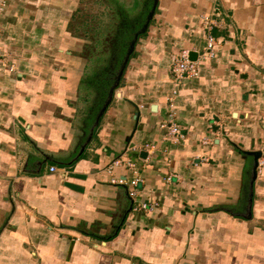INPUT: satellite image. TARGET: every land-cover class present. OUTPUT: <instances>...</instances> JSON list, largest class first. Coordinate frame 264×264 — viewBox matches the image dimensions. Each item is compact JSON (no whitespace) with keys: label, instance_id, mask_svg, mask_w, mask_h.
I'll return each instance as SVG.
<instances>
[{"label":"crops","instance_id":"obj_1","mask_svg":"<svg viewBox=\"0 0 264 264\" xmlns=\"http://www.w3.org/2000/svg\"><path fill=\"white\" fill-rule=\"evenodd\" d=\"M82 1L0 0V264H264V0H157L88 140L117 55L83 54Z\"/></svg>","mask_w":264,"mask_h":264},{"label":"rangeland","instance_id":"obj_2","mask_svg":"<svg viewBox=\"0 0 264 264\" xmlns=\"http://www.w3.org/2000/svg\"><path fill=\"white\" fill-rule=\"evenodd\" d=\"M111 6L107 4H102L97 0H83L81 6H79L78 14L80 21H85V25L82 28L85 32L84 38L87 41L86 47L83 48V54H86L87 58L94 57L91 62L92 66L95 64V59L101 56H110L111 52L106 51V39L108 36L113 37L120 31H117L122 21L117 18V10H111ZM130 10V6L126 7ZM134 10H131V13ZM80 15V16H79ZM133 31V28H130ZM129 33V34H130ZM127 34V38L129 36ZM112 39V38H111ZM95 41L99 44L97 48L95 46ZM105 42V44H103ZM112 63H109V66L112 65V70H115L116 61L111 59ZM172 62V60H171ZM89 65V62H87ZM171 68V66H170ZM174 78V77H173Z\"/></svg>","mask_w":264,"mask_h":264},{"label":"built area","instance_id":"obj_3","mask_svg":"<svg viewBox=\"0 0 264 264\" xmlns=\"http://www.w3.org/2000/svg\"><path fill=\"white\" fill-rule=\"evenodd\" d=\"M225 15V12L221 8V5L214 6L212 10L206 14L201 15V23L204 27V30L208 33L207 38V46L206 51L207 54L212 56V49L214 48L215 38L210 34L212 29L219 28L222 24V15ZM211 52V53H210ZM188 50H181L178 52L173 58L171 62V74L176 80H181L183 78H190L194 77L198 74V67L196 65V60H191L188 58ZM171 116V115H170ZM171 122V120H169ZM162 127L166 130L165 135H174L178 134L180 138L183 137V134H181L180 130L177 126L173 125V123H169V125L165 124V122L162 124ZM119 162L115 161V163ZM122 162V160H121ZM125 164L129 167H132V173L134 174V177L129 181L128 184L132 186L131 193H136L135 185L139 182H142V176L140 175V172L136 170L133 166V164L127 159L124 161ZM49 170L51 172L56 171L55 166H50ZM170 178V177H169ZM112 182H115V180H112ZM117 182V181H116ZM118 182H122L121 180H118ZM151 208V205L146 203H141L134 207V210H140V211H148Z\"/></svg>","mask_w":264,"mask_h":264},{"label":"water","instance_id":"obj_4","mask_svg":"<svg viewBox=\"0 0 264 264\" xmlns=\"http://www.w3.org/2000/svg\"><path fill=\"white\" fill-rule=\"evenodd\" d=\"M156 6H157V0H151L149 8L145 11V15L143 16V18L139 22L140 23L139 26H137L129 34V36L126 40L125 48H124V51L121 55V58L119 59L115 70L113 71V73L110 76V80L108 83V88H107L104 100L102 101L100 107L96 111V114L94 117V122L88 131L87 140L91 137L93 130H94V127L97 125L99 117L102 115L104 109L111 102V100L114 96V91L121 84V79H122L125 67L129 61L131 54L134 51L135 44H136L137 40L139 39V37L147 31L149 23L151 22L152 17L154 15ZM197 56H198V53L196 51H189V53H188V58L191 60H196ZM256 168H257V158L255 157L254 164H253V170H252L253 171L252 178H255ZM250 188H251V186H250Z\"/></svg>","mask_w":264,"mask_h":264},{"label":"trees","instance_id":"obj_5","mask_svg":"<svg viewBox=\"0 0 264 264\" xmlns=\"http://www.w3.org/2000/svg\"><path fill=\"white\" fill-rule=\"evenodd\" d=\"M110 2H108V4L111 6V10H117V18H119L122 21L120 22V26L118 27L117 31H120L119 33H117L116 35H114L113 37L108 36L106 39V51L107 52H111V54L114 52L117 56V60H116V66L117 63L123 53V49L125 48V41L127 38V34L131 31L130 28L135 27V23L138 22L137 19L135 18L134 14L131 13L129 11V9H127L125 7V4H121L119 2H117L116 0H109ZM136 1H134L132 3V6H135ZM112 38V39H111ZM111 40V41H110ZM103 44H105V42H103ZM120 48V49H119ZM119 49V50H118ZM106 54V53H105ZM111 60V59H110ZM115 66V68H116ZM94 75L92 76V80L94 81ZM105 75V74H103ZM105 77V76H104ZM104 77L102 78V80H100L101 78H99L98 83H105V79ZM90 84V83H89ZM92 84V83H91Z\"/></svg>","mask_w":264,"mask_h":264}]
</instances>
